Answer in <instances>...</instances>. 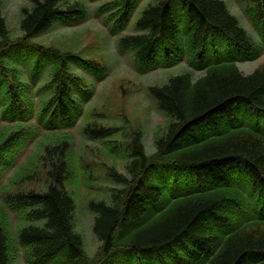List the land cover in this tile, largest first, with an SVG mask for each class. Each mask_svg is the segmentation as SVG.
<instances>
[{
	"label": "trees",
	"instance_id": "16d2710c",
	"mask_svg": "<svg viewBox=\"0 0 264 264\" xmlns=\"http://www.w3.org/2000/svg\"><path fill=\"white\" fill-rule=\"evenodd\" d=\"M137 1L114 0L100 12L109 13L113 31H119ZM242 1L258 38L224 0L147 2L135 22L137 33L123 36L121 48L132 51L141 71L159 58L173 67L186 57L189 67L203 73L188 69L148 87L147 94L169 118L151 153L144 131L131 129L127 120L121 126H85L89 138L110 142L126 158L124 173L105 168L102 178L109 185L88 203L100 242L93 256L76 229L77 203L68 189L70 144L63 138L45 147L37 160L40 173L31 169L36 163H27L14 175L15 183L34 182L38 189L12 188L11 179L0 191L7 211L0 210V264H11L8 209L26 222L16 238L31 264H264V64L250 74L236 64L264 53V0ZM31 3L22 10L23 36L13 40L0 1V175L24 145L33 117L44 129H54L80 116L92 90L73 66L98 77L107 68L104 58L31 43L57 24L84 19L82 2ZM217 33L227 42L216 40ZM214 44L221 45L219 57L221 49L237 46L233 59L206 64ZM20 63L31 64L32 79L50 69L38 107L29 97L32 86L20 80Z\"/></svg>",
	"mask_w": 264,
	"mask_h": 264
},
{
	"label": "rangeland",
	"instance_id": "374dc122",
	"mask_svg": "<svg viewBox=\"0 0 264 264\" xmlns=\"http://www.w3.org/2000/svg\"><path fill=\"white\" fill-rule=\"evenodd\" d=\"M0 1L2 15L11 38L21 37L23 35L21 29L22 10L32 5L31 0ZM79 1L84 2L90 9L91 14L86 21L72 28L55 26L34 42L46 46L54 45L62 49L76 50L77 54L86 58L97 60L104 58L105 63L109 64V70L100 83L99 80L93 79L96 83L95 96L90 103L85 105L84 113L73 130L67 131L69 137H64L70 142L68 153L73 174L68 182V189L77 203L76 229L83 237L87 253L93 256L98 250L100 242L93 231L94 216L88 209V203L102 196L104 188L109 185L102 178L105 168L114 166L119 172L124 173L126 158L122 152L114 151L110 142L94 141L87 137L83 133V127L92 121H96L99 126H120L123 121L127 120L131 129L140 128L144 131L145 147L151 153L154 150L155 138L169 122V118L158 109L155 100L147 94L148 86L164 84L171 75L181 73L185 68L171 71L157 70L153 74L140 76L132 67L131 57L119 51L117 39L109 35L103 21L95 16V6L97 5L93 4L91 0ZM225 1L243 26L249 30L252 29L239 0ZM263 64L264 58L255 63H245L241 68L244 73L250 74ZM73 71L79 72L81 75L84 74L82 70H77L76 67H73ZM85 76L91 80L88 74ZM48 135L42 134L39 141L25 143L22 150L24 159L22 164L24 165L20 167L19 172L28 162H36L46 145L53 143L57 137L56 135L48 137ZM31 138L32 136H28V140ZM40 168L41 166L36 162V165H33L31 169L40 173ZM25 176L27 178V175ZM8 177L9 175L2 181L7 180L8 182ZM11 179H13L12 188L21 187L20 190L24 191L39 188V185L34 182L23 183L18 181L19 183H15L17 176L15 177L14 174L9 180ZM40 183L42 184V182ZM110 185L112 184L110 183ZM0 210L7 214L1 198ZM10 213L4 216V222L10 234L13 235L11 264H28L24 259V249L19 245L16 238V234L26 222L18 218L14 212Z\"/></svg>",
	"mask_w": 264,
	"mask_h": 264
}]
</instances>
